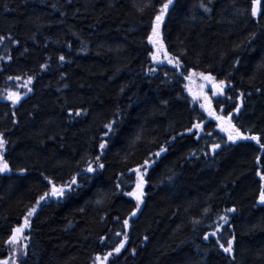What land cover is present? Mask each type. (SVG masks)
Segmentation results:
<instances>
[{
	"label": "trees",
	"instance_id": "16d2710c",
	"mask_svg": "<svg viewBox=\"0 0 264 264\" xmlns=\"http://www.w3.org/2000/svg\"><path fill=\"white\" fill-rule=\"evenodd\" d=\"M167 2L0 0V151L11 169L0 173V258L35 207L19 264H96L109 252L103 264H264V0L255 16L254 0H173L153 37L157 62L149 37ZM201 74L224 82L215 106L259 142H232L206 119L186 92ZM16 78L29 92L3 98ZM145 160L137 211L126 193ZM89 163L104 168L84 173ZM73 177V193L37 205L49 181Z\"/></svg>",
	"mask_w": 264,
	"mask_h": 264
},
{
	"label": "snow or ice",
	"instance_id": "6c2138e0",
	"mask_svg": "<svg viewBox=\"0 0 264 264\" xmlns=\"http://www.w3.org/2000/svg\"><path fill=\"white\" fill-rule=\"evenodd\" d=\"M172 3H173V0H168V2L163 5V7H162V9L160 11V14L155 17V24H154L153 29H152V36L149 37V42L150 43L155 44L157 42L156 40L153 39V37H159V26H160V23L163 20L164 13L167 12L169 5H171ZM254 3L258 4L259 0H254ZM205 10L208 11L209 9L206 8ZM252 14H253V16L257 15V8L255 6L252 9ZM2 39H3V37H0V40H2ZM159 51H160V49L158 48L157 52H159ZM165 55H167V53H165ZM60 60L63 61L64 57L61 56ZM153 60H156L157 62H159L158 56L154 54L153 55ZM168 62L169 63H173L172 60H169ZM176 63H177V66H178V61ZM201 77L204 80H207V81H213L214 80L213 77L204 76L203 74H201ZM30 82H31V78H29V80H28V83H30ZM224 86H225V84H224L223 81H221L219 84H214V88H218L221 92L223 91ZM215 94H216V92L214 91L213 95H215ZM201 107H204V105H201ZM236 111L239 112V108H237ZM209 114L213 115V113H211V112ZM76 115H81V112H76ZM216 119L225 120V117L218 116V117H216ZM227 120L230 123L231 114H229V117L227 118ZM113 123H115V121ZM193 127L196 128V129H200L201 125L200 124H195V125H193ZM105 128L108 129V131L104 133L105 136H107L109 133H113L114 134L115 130L113 128V124L112 123H109V124L105 125ZM233 128H234V126H233ZM222 130H225V129H222ZM189 131H191V129H189ZM235 132H236L235 135H232V133L230 132L229 136H228V139L230 141H232V142H235L237 139H252V140H257V142H259L257 137H254V136H252V137L243 136L239 132L238 129H235ZM4 145H5V141L3 140L2 136H0V150H2L4 148ZM99 147H100L101 150H103L106 147V142H102L99 145ZM219 147H220L219 144L214 145L213 146V151H215V149L219 148ZM261 147L264 148V144H262ZM165 151H166L165 148H161L160 152H157L154 155H156L158 157L162 152H165ZM99 159H100V157L97 156L96 157V161L98 162ZM149 165H150L149 160H145L144 161V165L141 166V167L144 168V172L141 171V168H137V169L133 170V171H135V173L137 175L136 190L133 191V192L126 193V195L132 196V197H134L136 199V201H137L136 210L137 211H139L140 205L143 202V200H142V197L144 195L143 187H144V183H145L144 175L146 174L147 166H149ZM103 168H104V165L102 163H97V167H93L92 164L89 163L88 167L85 168L83 170V172L84 173H94V172L98 171V169H103ZM10 170L11 169L9 168L8 163L3 160L2 151H0V173L8 172ZM80 175H81V173H77V176H80ZM88 178L90 179V177H88ZM261 179H264V176H262ZM49 183L52 184L50 192H46L43 196H41L40 199L37 201V205H39L41 201L48 200L50 197H55L58 200L62 199V198L65 197L66 194L73 193L76 190V188H79L81 186L78 183V180H77L76 177H73L70 182H68L65 185H61V186H57L54 183H52L51 181H49ZM100 202L101 201H99V200L97 201V203H100ZM258 203L264 204V189H262L261 192H260ZM35 211H36V208L34 207L33 209H31L29 211L28 217L32 216ZM227 211L232 212V211H235V209H228ZM135 215H136V212L134 211L132 213V216H135ZM28 217H25L23 226L17 227L14 230L13 235L11 236V238L8 241L9 244H16L17 243V233H23L24 230L29 227ZM220 219L223 220L225 223L228 222L227 216H221ZM124 224H125V226H127L128 225V220H125ZM117 235H120V233H117ZM211 235L215 236L216 233L213 232V233H211ZM208 238L209 237L207 235L204 237L205 240H207ZM124 246H125L124 242H121L119 247H116L114 249V252L117 253V254L120 253L121 249L124 248ZM220 247L223 249V251L225 253H229L230 254L233 251V242H232V240H229L228 243H227V247H225L223 244H220ZM111 255H113V253L109 252L103 258H101L100 256H97L96 260L99 261L100 264H103V262L106 261L108 259V257L111 256ZM0 264H8V261H6V260L5 261H0Z\"/></svg>",
	"mask_w": 264,
	"mask_h": 264
},
{
	"label": "rangeland",
	"instance_id": "374dc122",
	"mask_svg": "<svg viewBox=\"0 0 264 264\" xmlns=\"http://www.w3.org/2000/svg\"><path fill=\"white\" fill-rule=\"evenodd\" d=\"M153 47H156V51H157V49L159 48V44L155 43V44H153ZM194 79H195V84L189 86V93L192 95L193 100L204 111V113L206 115V119L213 120L218 129L220 127L219 125L222 124L223 129H225V130H223V134L227 137V139H228L230 132L232 133V135H235L236 134V132H235L236 128L229 130V123H228L227 118H226L228 115V112H224L222 107H216L214 104V98L219 95V92H216V94L213 97V100L207 99L205 96L206 91L210 92L206 89L208 85L212 84L213 82H217L218 84L220 82L216 81V80L207 81V80L202 79V77H197V76ZM14 83L15 84H13L12 89L5 90L2 93L3 98L18 101L26 93L29 92L30 88H29V86H27V81L16 78ZM201 105H204V107H201ZM208 105H210V106H209L208 110H206V107ZM210 112L213 113V115H210L209 114ZM218 116L225 117V120L216 119V117H218ZM202 130L203 129L201 126L200 129H197V133H200ZM141 171L144 172V169H141ZM23 235L25 236L24 232H23ZM23 244L24 243L21 240H17L16 244H9L7 255L4 257H1L0 261L6 260V261H8V264H19L23 254H24ZM96 264H100V262L97 261Z\"/></svg>",
	"mask_w": 264,
	"mask_h": 264
},
{
	"label": "water",
	"instance_id": "95a60500",
	"mask_svg": "<svg viewBox=\"0 0 264 264\" xmlns=\"http://www.w3.org/2000/svg\"><path fill=\"white\" fill-rule=\"evenodd\" d=\"M256 7L257 8V14H258V12H259V6H260V0H259V3L258 4H255V3H253V7ZM165 53H167V51H166V49H163V58L164 59H167L168 58V54L167 55H165ZM156 55L157 54V51H156V47H153V55ZM190 72H192V70L190 71ZM214 84H218L217 82H213L212 84H210V85H208L207 86V90L208 91H210L212 94H213V92L215 91V92H219V93H222L218 88H214ZM186 92L187 93H189V85L188 84H186ZM210 97V96H209ZM209 106L210 105H208L207 107H206V110H208V108H209ZM229 114H231V118H232V113H228V117H229ZM233 126H234V128H233ZM236 128V125L233 123V120L231 119L230 120V123H229V130H232V129H235ZM129 225V224H128ZM23 226V225H22ZM18 227H21V225L20 226H18ZM17 228V227H16ZM15 228V229H16ZM14 229V230H15ZM25 239H26V237L23 235V233H17V240H21L23 243H24V246H26V244H25Z\"/></svg>",
	"mask_w": 264,
	"mask_h": 264
},
{
	"label": "flooded vegetation",
	"instance_id": "af4514ba",
	"mask_svg": "<svg viewBox=\"0 0 264 264\" xmlns=\"http://www.w3.org/2000/svg\"><path fill=\"white\" fill-rule=\"evenodd\" d=\"M206 90V89H205ZM205 96H206V98L207 99H211V100H213V97H214V95L211 93V92H205ZM210 96V97H209ZM206 116V115H205ZM226 118H228V115H227V117ZM232 119V118H231ZM228 121V120H227ZM229 123V122H228ZM201 125V124H200ZM220 127H219V131L223 134V125L221 124V125H219ZM55 198V197H54Z\"/></svg>",
	"mask_w": 264,
	"mask_h": 264
},
{
	"label": "bare ground",
	"instance_id": "6f19581e",
	"mask_svg": "<svg viewBox=\"0 0 264 264\" xmlns=\"http://www.w3.org/2000/svg\"><path fill=\"white\" fill-rule=\"evenodd\" d=\"M219 94H221V93H219Z\"/></svg>",
	"mask_w": 264,
	"mask_h": 264
}]
</instances>
